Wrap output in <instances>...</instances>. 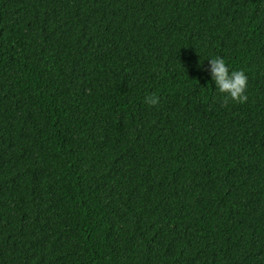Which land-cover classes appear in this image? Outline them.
I'll return each instance as SVG.
<instances>
[{"label": "trees", "instance_id": "1", "mask_svg": "<svg viewBox=\"0 0 264 264\" xmlns=\"http://www.w3.org/2000/svg\"><path fill=\"white\" fill-rule=\"evenodd\" d=\"M0 264H264V0H0Z\"/></svg>", "mask_w": 264, "mask_h": 264}, {"label": "clouds", "instance_id": "2", "mask_svg": "<svg viewBox=\"0 0 264 264\" xmlns=\"http://www.w3.org/2000/svg\"><path fill=\"white\" fill-rule=\"evenodd\" d=\"M211 65L212 80L215 81L216 89L223 94V105L230 101L235 103H245L248 99L246 89L248 78L242 70L229 72V68L223 58L208 59ZM150 105L158 103V97L152 94L146 101Z\"/></svg>", "mask_w": 264, "mask_h": 264}]
</instances>
